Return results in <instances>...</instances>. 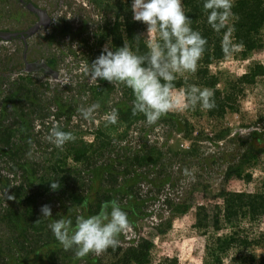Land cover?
<instances>
[{"label": "rangeland", "instance_id": "obj_1", "mask_svg": "<svg viewBox=\"0 0 264 264\" xmlns=\"http://www.w3.org/2000/svg\"><path fill=\"white\" fill-rule=\"evenodd\" d=\"M119 2L126 4V0H0V30L23 32L34 25L37 17L29 3L44 9L49 18L45 26L24 38L20 34L0 38V128L9 127L13 133L9 145L0 143L1 264H49L50 251L58 249L65 253L59 264H115L114 248L76 258L75 249L65 251L52 232L49 239L43 237L48 239L46 245L40 242L34 250H30L32 245L26 252L14 246L11 235L29 242L33 231L22 221L11 229L4 210L16 213L23 197L36 191L42 193L36 204L39 212L45 204L51 207L52 217H45L50 224L69 214L86 216V208L69 206L54 190H45L47 181L67 177L89 203L98 194L111 193L129 220L117 246L127 247L140 238L153 241L150 264H166L171 258H177V264H211L206 235L232 231L224 224L217 232L212 229L214 206L223 201L220 191L255 192L264 179V75L244 86L237 110L222 118L207 116L201 107L196 112L197 105L185 108L182 89L174 88L178 106L156 124H147L143 117L130 127L108 122L116 108L128 105L124 86L93 80L86 68L100 55L99 49H111L110 38L102 36L113 25ZM66 25L69 31L64 30ZM261 34L263 46L249 52L246 59L229 54L209 66L220 79L219 88L246 72L253 62L264 66V27ZM143 36L148 42L154 38L147 34L146 24ZM49 59L54 60L53 66L47 63ZM42 61L54 72L25 69L26 63ZM99 87L102 93L97 94ZM96 103L100 107L85 119L79 109ZM57 125L75 136L62 148L48 140ZM99 130L105 136L97 139ZM250 145L261 149L256 160L243 166L251 180L225 179L227 167L236 164ZM73 148L87 150L88 160L75 163ZM198 205L208 210L206 232L194 227ZM237 229L257 235L264 231V214L254 222L242 219ZM246 253L259 258L264 247ZM223 264H229V257H223Z\"/></svg>", "mask_w": 264, "mask_h": 264}, {"label": "trees", "instance_id": "obj_2", "mask_svg": "<svg viewBox=\"0 0 264 264\" xmlns=\"http://www.w3.org/2000/svg\"><path fill=\"white\" fill-rule=\"evenodd\" d=\"M131 4L132 0H126V4L120 2L117 4L115 21L107 29L102 38H110V50L112 51L127 44L134 52L143 55L148 51V41L143 36L144 23L133 19ZM182 6L186 15L191 19V27L199 31L207 39V44L204 54L198 61L196 71L187 77L178 74L177 79L173 82L174 88L182 89L183 93L189 85H197L201 88L206 87L212 90L214 92L216 107L212 110L205 109V111L209 117L222 118L228 111L237 110L238 97L242 95L244 86L255 83L257 77L263 76L264 66L260 62L251 63L246 72L235 77L232 81H227L222 89L218 86L220 83L218 75L211 73L209 66L229 54L246 59L249 52L263 46L261 31L264 27V0H234L231 10L234 15L231 16L230 22L226 21L225 28L221 29L220 32L214 31L207 23V14L203 9V0H182ZM66 29L69 31L70 26L66 25L64 30L66 31ZM229 32L231 33L230 38L232 43L240 45V47L236 48V51L234 50L226 54L221 42L224 35ZM101 52V49L97 51L98 54H101ZM47 63L53 66L54 60L49 59ZM122 85L124 86L123 96L128 105L125 109L118 107L114 112L117 115V122L130 127L135 119L145 117L143 114H141L142 116L132 114L134 95L130 88L124 84ZM100 93H102V89L99 87L97 94ZM199 108L200 105L197 104L195 108L196 112H198ZM166 121L171 126L175 123L171 119H166ZM103 136H105V133L102 130L97 131V139ZM12 138L13 133L9 127L0 128V143L7 146L10 144ZM261 140L264 142V139ZM101 142L102 144L104 143V141ZM260 150L259 147L256 149L254 145L248 146L246 151L241 154L238 162L227 167L225 179L237 177L245 182H249L252 178L251 173H244L243 166L249 164L252 160H256ZM86 152L87 150L83 148H73L71 159L75 163L87 161L89 157L86 155ZM50 182L47 181L45 184V190L47 191L53 190L50 187ZM57 183H59L60 187L54 191L69 206L86 208V216L97 214L104 202L112 200L111 193H102L98 194L95 200L89 203L88 197L80 190V187L74 186L67 177H62ZM41 195L42 193L36 191L31 195L23 197V200L18 203L16 213L10 209L4 210L6 222L11 226V229H15L14 225L22 221L33 231L29 242H26L27 239L24 241L19 240L17 236H10L9 239L15 243L14 246L17 244L18 249L22 252L28 251V246L31 245L30 250H34V246H37L40 242H44L43 244L46 245L45 243L49 239L48 235L52 232L49 228V219L42 216L36 205L37 198ZM219 195L223 201L221 205L214 206L211 219L212 229L217 232L224 224L231 228L232 231L227 235H216V233L206 235L205 248L211 264H223V257H229V264H264V255L257 258L255 255L246 253L257 246L264 247V231L259 232L255 236H249L237 229L242 219L254 222L263 216L264 179L255 192L227 191L222 189ZM13 216L15 217L13 218ZM67 217H70L75 222V214H69ZM209 224L210 218L207 207L205 205H198L195 212L194 227L199 231L206 232ZM45 236L48 239H44L43 237ZM153 246V241L146 238H140L136 243L127 247L118 245L113 250L114 262L115 264H150ZM9 250H12V248H9ZM0 254L2 253L0 252ZM49 254V264H59L62 255H65L60 249L52 250ZM168 260L169 263L166 264H177L178 259L171 258ZM1 262L3 261L1 260Z\"/></svg>", "mask_w": 264, "mask_h": 264}, {"label": "clouds", "instance_id": "obj_3", "mask_svg": "<svg viewBox=\"0 0 264 264\" xmlns=\"http://www.w3.org/2000/svg\"><path fill=\"white\" fill-rule=\"evenodd\" d=\"M233 3L234 0H203L207 23L214 31L220 32L234 15L231 11ZM131 8L133 19L146 24L147 34L154 37L148 42L147 53L137 54L127 44L115 51L105 47L86 72L93 80L100 78L130 88L134 95L132 114H143L147 124L154 125L178 106L172 92L173 82L178 74L196 71L207 39L191 27L182 0H132ZM230 35V32L226 33L221 42L226 54L240 47L232 43ZM183 95L185 108H194L197 104L206 110L216 107L214 92L206 87L189 85ZM99 107L96 103L79 111L85 119H90ZM116 121V113L108 117L109 123ZM74 139L71 132L58 125L48 136L49 142L57 148ZM50 187L56 190L60 185L52 180ZM13 198L9 196V199ZM41 212L43 217H52L51 207L47 204L41 207ZM128 225L127 213L113 199L104 202L97 214L78 215L75 222L65 216L54 220L49 228L65 251L75 249L76 258H82L90 252L100 254L109 247H116L119 234Z\"/></svg>", "mask_w": 264, "mask_h": 264}, {"label": "water", "instance_id": "obj_4", "mask_svg": "<svg viewBox=\"0 0 264 264\" xmlns=\"http://www.w3.org/2000/svg\"><path fill=\"white\" fill-rule=\"evenodd\" d=\"M29 8L31 9V11L37 13L38 15L41 16L40 20H37V22L32 25L29 29L23 31V32H10V31H4V30H0V38L3 39H9L13 36H17L18 34H20V36L22 38H24L25 36L31 35L33 32H35L36 30H38L40 28V26H45L48 22H49V18L47 16V13L45 12L44 9L38 8L32 4H29ZM25 69L27 71H37V70H43L44 72H48V73H52L54 72L49 65H47L45 62H30V63H26L25 65Z\"/></svg>", "mask_w": 264, "mask_h": 264}, {"label": "flooded vegetation", "instance_id": "obj_5", "mask_svg": "<svg viewBox=\"0 0 264 264\" xmlns=\"http://www.w3.org/2000/svg\"><path fill=\"white\" fill-rule=\"evenodd\" d=\"M30 4V3H29ZM36 15V17H37V20H40V18H41V16L40 15H38L37 13L35 14ZM37 22V21H36ZM21 32V31H20ZM20 32H18V33H20ZM43 71V70H42Z\"/></svg>", "mask_w": 264, "mask_h": 264}]
</instances>
